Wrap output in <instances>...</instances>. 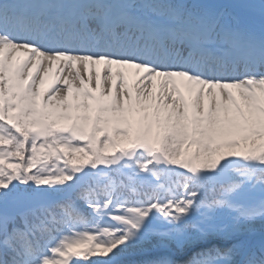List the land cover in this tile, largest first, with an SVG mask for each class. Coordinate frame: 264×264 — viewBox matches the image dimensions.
Segmentation results:
<instances>
[{
  "label": "snow or ice",
  "instance_id": "6c2138e0",
  "mask_svg": "<svg viewBox=\"0 0 264 264\" xmlns=\"http://www.w3.org/2000/svg\"><path fill=\"white\" fill-rule=\"evenodd\" d=\"M257 221L264 0H0V264H264Z\"/></svg>",
  "mask_w": 264,
  "mask_h": 264
},
{
  "label": "rangeland",
  "instance_id": "374dc122",
  "mask_svg": "<svg viewBox=\"0 0 264 264\" xmlns=\"http://www.w3.org/2000/svg\"><path fill=\"white\" fill-rule=\"evenodd\" d=\"M73 63H75V62H73ZM77 67L80 69V71H81V75L83 76V78L85 79V80H87V77H88V71H86L85 70V65H77ZM92 67L93 66H91V65H88L87 66V68L89 69V70H91L92 69ZM99 70H100V65H96L95 66V71H91V75H92V87H96L97 85H98V83H99V75H98V73H99ZM115 70V66H113V71ZM55 75V68H53V70H52V72L51 73H49L48 74V76L47 77H45V79H46V83L47 82H50V80L52 79V77ZM61 76H67L68 75V72H67V70H65L64 72H62L61 74H60ZM113 84H114V82H115V78L113 77ZM77 83H79V81H77ZM108 81H105V85L107 86L108 85ZM60 86L62 87L63 86V81L61 80L60 81Z\"/></svg>",
  "mask_w": 264,
  "mask_h": 264
},
{
  "label": "trees",
  "instance_id": "16d2710c",
  "mask_svg": "<svg viewBox=\"0 0 264 264\" xmlns=\"http://www.w3.org/2000/svg\"><path fill=\"white\" fill-rule=\"evenodd\" d=\"M61 151H63V149H61ZM13 160L15 161V158H13ZM48 163H51V160L48 161ZM56 163L60 164V165H63V160H58L56 161ZM39 166V165H37ZM35 169H33L34 171ZM255 229H256V232L257 234H259V232L262 230V228H264V225L261 224V222L257 221L254 225ZM76 259V258H74ZM95 259V258H93ZM76 264H87L86 261H82V260H76Z\"/></svg>",
  "mask_w": 264,
  "mask_h": 264
}]
</instances>
